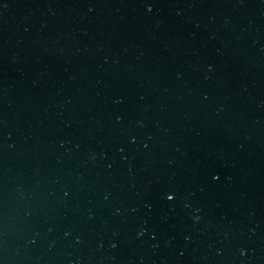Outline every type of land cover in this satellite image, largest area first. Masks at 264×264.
<instances>
[{
  "label": "water",
  "instance_id": "obj_1",
  "mask_svg": "<svg viewBox=\"0 0 264 264\" xmlns=\"http://www.w3.org/2000/svg\"><path fill=\"white\" fill-rule=\"evenodd\" d=\"M0 264H264V0H0Z\"/></svg>",
  "mask_w": 264,
  "mask_h": 264
}]
</instances>
